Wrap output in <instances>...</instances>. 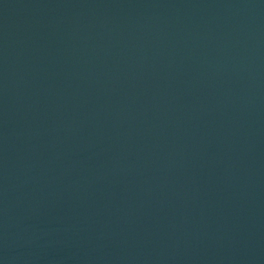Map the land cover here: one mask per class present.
I'll use <instances>...</instances> for the list:
<instances>
[{
    "label": "water",
    "instance_id": "95a60500",
    "mask_svg": "<svg viewBox=\"0 0 264 264\" xmlns=\"http://www.w3.org/2000/svg\"><path fill=\"white\" fill-rule=\"evenodd\" d=\"M0 264H264V0H0Z\"/></svg>",
    "mask_w": 264,
    "mask_h": 264
}]
</instances>
